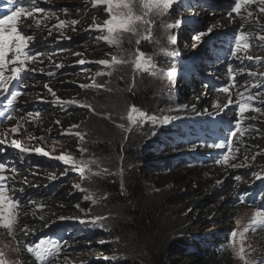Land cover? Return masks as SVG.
<instances>
[{
    "label": "trees",
    "instance_id": "obj_1",
    "mask_svg": "<svg viewBox=\"0 0 264 264\" xmlns=\"http://www.w3.org/2000/svg\"><path fill=\"white\" fill-rule=\"evenodd\" d=\"M172 5L176 6L174 3ZM171 8L176 12L173 6L169 9ZM215 17L211 19L212 22L216 21ZM108 19L110 15L98 5L82 9L74 4L72 8L53 7L41 23L40 34L46 40L44 44H48L49 47L43 51V59L30 67L34 80L38 82L36 84L49 83L52 89L62 95L74 93V100L89 105V110L73 106L70 110L64 111L63 104L41 105L28 101L21 104L20 108L26 112L40 113L38 118H32L36 131L52 117L62 120L65 125L67 122L75 121L78 125L77 130L85 139V156L90 160L106 163L112 171L107 178L99 179L94 188L90 184H85L93 192L90 195L99 194L98 203L87 207L86 210L94 216L105 217L101 223L102 227L90 229V234L79 233L74 239L69 236L70 233L63 243L61 238L51 239L60 243L58 246L61 250L54 259L50 260L49 257L45 264H67L75 254H81V257L91 260L93 264H236L231 250L234 242L230 243V233L234 230L238 233L236 224L238 211L245 207L251 208L252 205L262 210L264 201L254 203L256 199L247 197L242 199L243 193L236 190L239 186L245 187L243 180L234 181L233 194L230 193L229 186L226 196H223L226 190H221L224 185H220L219 189V184L212 188L215 183H207L214 168L211 162L212 152L201 146L203 141L198 139L197 132L191 130V124L198 114L197 106L192 102L180 103L179 106L182 108L176 113L174 122L170 126H165L160 134L154 133L149 119L154 117L159 120L166 115L167 105H170L168 94H172L175 89L168 87L167 80L156 78L143 69H136L133 53L137 50L142 51L145 57L153 55L157 67L170 72L181 71L189 59L187 58L184 63L176 58L173 61H166L160 53L165 48V51L170 52V47L169 43L162 39L155 43L141 40L137 46L124 38L118 46L107 44L101 49L91 48L94 42L93 36H89V33L86 34V39L81 38L78 43L70 41L55 44L49 41L62 36L73 38L76 33L74 31L78 30L79 25L86 27L104 25ZM178 19L180 20V17ZM73 21L76 23L73 24ZM61 23L64 24L62 28L58 27ZM174 30L175 27H172V31ZM260 31L264 35V29ZM157 37L158 33L153 31L151 39ZM162 45L164 47L161 49ZM115 48L121 56L118 59L127 60V63L106 68L100 62H93L84 64L85 67H82L84 72L77 71L81 65L65 71L59 69V64L67 66L70 62L76 63L78 58H74V55L81 57L83 54L81 51L85 52L86 58L91 60L104 58L112 64V59L105 57V54ZM250 50L253 57L259 58L258 67L264 69V42L254 40ZM45 71L53 75L46 76ZM66 72L70 73L65 75ZM85 72L87 75H84V81L88 84L84 87L63 84L67 77ZM74 73L76 74L72 75ZM56 83H61L62 87L56 88ZM259 84L260 86L255 88L258 98L254 105V109H260L259 114L252 115L248 123L240 128L247 131H240L238 135L244 147H251L250 153L246 155L247 159L264 165V80ZM207 87L201 85L204 92ZM209 88L206 94L210 93ZM133 108L136 109L135 112L132 111ZM22 114L19 113L17 118L6 124H13L11 128L17 129V134L10 139H16L20 144L26 143L21 138V131L30 124L26 118H19ZM131 114L136 118L132 125L129 120ZM65 115H68L67 119L63 118ZM161 121L165 123L163 119ZM115 123H120L127 129L118 131ZM33 127H27L26 131ZM140 127L144 130L137 131ZM46 129L44 132L46 136L49 134L50 137H56L60 133L56 127H48V133ZM6 132L11 133L12 130ZM236 147L237 145L235 149ZM241 153V150L233 151L226 165H229V168L233 167L231 164L237 161L236 156L244 157ZM119 166L124 168V173L120 171ZM195 167L205 168V172H194ZM49 168L51 167L47 165H36L34 170L50 172ZM244 170L245 168H240L235 172L241 173ZM72 180L56 192H53L54 188L49 190L47 187L33 191L18 184L20 187L15 189L17 194L15 201H19V204L14 212L21 209L27 198L26 204L37 203L39 206L49 207L48 213L45 211L47 219L53 212H59L61 209L67 211V207H56L55 203H48L47 200L55 202L59 199L62 202H70L71 199L66 197L67 194L63 195V191L70 189ZM58 182L61 183V180ZM215 211L218 213L213 216ZM24 214L27 218V213ZM53 216L61 217L59 214ZM20 221L16 217L15 223ZM31 229L27 235L24 233L20 236L13 235V239L19 243L18 249L25 257L26 263L41 264L27 251V247L36 246V242L29 241L37 233L42 241L49 236L43 235L44 229L41 227ZM0 230L8 231L2 227ZM254 232L257 234L254 238L264 245V223L258 224ZM24 237L27 238L25 245L20 241ZM251 238L252 236L247 234L244 240L250 242ZM236 240L237 236L235 242ZM261 263L264 264L263 259L256 264Z\"/></svg>",
    "mask_w": 264,
    "mask_h": 264
},
{
    "label": "rangeland",
    "instance_id": "obj_2",
    "mask_svg": "<svg viewBox=\"0 0 264 264\" xmlns=\"http://www.w3.org/2000/svg\"><path fill=\"white\" fill-rule=\"evenodd\" d=\"M66 1V2H65ZM180 2L181 0H177ZM66 3L68 5H74L77 4V7H81L82 9H87L90 5L95 4V0H55L51 4H45L43 7L44 8H49V6H54L59 3ZM175 8V11L173 9H168L164 12H156L153 11L149 13L148 18L152 21L151 24V33L153 31H156L158 33V37L150 40H146V42H152L155 43V41H158L159 39H162L169 43L170 47V52L165 51V49H162L164 45H162L160 48L161 53L160 56L164 58L166 61H173L175 58L177 60H181L183 63L186 62V59L189 58L190 56H194L193 53L199 54V53H206V51L209 49V45L207 44L209 41V36L206 34L201 36L199 40H195L194 43L191 42V36L189 32L187 31L186 28H184V33L182 31V17H180V20L178 17L180 14L178 13L176 6L172 5ZM181 6V4H180ZM100 9H103L106 14L107 13V8L105 5H98ZM49 11V10H48ZM213 13L211 10H202L200 15H205L201 19L204 22L206 19L213 18ZM218 13V12H215ZM191 16V15H189ZM220 16H216L215 20L218 21ZM32 22H36L40 20V17L38 15H32L31 19ZM178 22V23H177ZM17 23V22H16ZM176 25L175 30L172 31V27H169V25ZM221 24H224V21H221ZM103 26V25H100ZM10 27V26H9ZM39 31V27L35 26L33 24H29L25 26V31L24 34L26 35H31L32 33H36ZM74 31V30H73ZM182 31V32H181ZM76 32L75 35H82V38L86 39V34L89 32V36H93V45L91 48L94 47H99L98 49L103 48V46H106L107 43L99 39L101 36V33L95 31L94 27H86L83 25L78 26V31ZM205 32V31H202ZM81 33V34H79ZM106 35V33H104ZM196 34V33H195ZM176 37V42L173 44L170 42L169 37ZM37 36H34L35 44L42 43L36 40ZM63 40H66L69 36H62ZM42 39V38H41ZM135 39V38H134ZM91 38L88 40L90 42ZM143 40V39H141ZM124 41V38L122 39L121 43ZM52 43V42H50ZM78 43V42H77ZM76 43V44H77ZM46 46H42L41 49H43ZM81 57H78L77 54L74 55V58H78L76 63H71L69 65H63L67 70L72 67H79L77 69L78 72H84L85 70L82 67H85V65L93 63V62H102V61H107L104 58L99 59V60H91L90 58H86V54L84 51ZM138 54V51H135ZM175 52L177 56H175ZM208 53H206L207 55ZM108 59H113V57H116L117 59L120 58L121 56L118 54L117 48L111 49L106 52L105 54ZM12 56V55H10ZM192 56V57H193ZM192 57L190 59H192ZM146 59H151L152 64L148 68V72L151 75H154V77L162 79V80H167L168 81V87L173 90V93H169L168 97L170 98V105H167V112L164 117H170L171 119L167 124L163 123L161 120L164 118H160L159 120H156V123L154 124L152 122V118L149 119L151 123V127L154 130L155 134H160L161 130L165 126H170L174 120L176 113L182 108L179 106L180 103L183 104H189L193 102L195 106H198L201 101L197 100V94H193L192 97L189 92H184L182 84L184 83L182 81L183 75L179 70H172L171 72H175V76L169 78L168 73L170 71H167L165 68L159 69L157 67L156 61L154 59V56H149L145 57ZM84 60V64H80L79 61ZM83 65V66H82ZM27 67V64H26ZM55 68H58V66H55ZM29 69V68H28ZM70 72H66L65 75L69 74ZM104 71L101 72L103 74ZM76 73L72 74L75 75ZM209 74L211 75L210 78L214 76V71H210ZM23 75V74H22ZM84 75H87L85 73H81L80 75H75V76H70L67 77L65 82L63 84H70L76 87H80L81 85L85 86L88 83L84 81ZM76 77V78H75ZM188 78V77H187ZM33 81V83H32ZM26 83H32L30 86L29 85H24V87L21 89V91H16L20 92L21 94L17 97L14 103L19 102L18 106L23 104L24 102L28 101L31 103L37 102L39 104H51L55 103L58 105L63 104V110H70L73 106L78 107V109H88L89 110V105L83 104V103H77L74 98L75 94H60L59 92L55 91L54 89L51 88L49 83H43L42 85L36 84V82L33 79H28L26 80ZM25 84V83H23ZM11 86L13 87H19L21 86L19 83H16L15 81L12 82ZM62 85L61 83H56V88H61ZM29 90L26 95H24V92L22 90ZM48 89H51V92L48 91ZM15 92V93H16ZM171 92V90H170ZM13 91H8L7 93L0 92V96H4V101H8L11 99L12 95L15 94ZM52 93H55L53 95ZM178 96V98H177ZM168 97L166 98V101L168 103ZM64 102H72L71 104H67ZM61 109V107H60ZM18 111V108L16 110V113ZM31 113V112H30ZM91 113V112H90ZM26 114H22L19 118L24 119ZM68 115L63 116V118L67 119ZM132 116V114H131ZM32 117L38 118L35 116L34 113L32 115H29V117L26 119L29 125L25 126V128L21 131V138L26 141V143L21 144L22 147L28 150V152L31 155L36 156L38 159L46 158V160L51 161V168L50 172H41L40 170L35 169L34 167L29 168H24L22 171L21 175L18 177V175H15L14 173L10 172L9 170L6 169L5 172L2 173V175L9 177V174H11L14 178V182L12 184H9L8 179L5 181V183L8 185V188L6 190V196L8 199L9 203H12V198H11V189L12 188H17L18 184L23 185L24 188H30V189H42L43 187H47L49 190L53 189V192L57 191L60 187H62L65 183L73 179L70 183V189L67 188V190L63 191V195L67 194L66 197L70 198V202H62L59 199L57 201H51L47 200L48 203L53 202L55 203L56 207L59 206H64L68 208L67 211H62V209L59 212H53L50 215V218L47 219L45 218V211L48 213L49 207L47 205H42L43 207H39L37 203H27L28 198L25 200V203L19 209L15 214L17 217V220H21L20 222L14 223L13 226V231L12 234H9V231L6 232H1L0 230V251H3L5 254V259L8 262V264H28L26 263L25 257L20 253L19 251V243L14 242L13 235L20 236L22 233H24L25 226H27L28 233L32 231L31 227L36 229L38 227L43 228L46 232L48 233H53L54 230H59L57 231V235L60 233L68 232L70 234L69 236H72L73 239L79 234V233H87L90 234L89 230L90 229H97L101 226V223L103 221V218L105 217H99V216H94L90 214L86 210L87 207L91 205H96L99 201V194H93L92 190L85 184H90L93 188L96 185V182L99 179H105L107 178L111 173V169L106 163L103 162H98L95 161V163H90L89 168L91 171L86 168L83 173L79 171V169H74L72 167V162H76L79 164L81 161L84 162H89L93 161L88 159L85 154H84V148H85V143H84V137L83 139L80 138L78 135L74 134H64V133H79L77 130V123L74 121L72 122H67L66 125L63 123V121H59V119L52 117L50 120H46L45 123H43L38 130H35V127H33L34 123L32 122L33 119ZM133 117V116H132ZM69 118V117H68ZM136 121V118L133 117ZM59 122V123H57ZM134 124L130 120V125ZM11 125V124H9ZM60 126V127H59ZM63 126V127H62ZM116 129L118 131H123L126 128V126L121 125L120 123H115ZM122 126V127H121ZM27 127H33L32 129H29L26 131ZM48 127H56L58 130H60V133L57 134L56 137H50L49 134L46 136L45 135V129ZM46 129V132L48 133ZM12 130V128L8 129ZM144 130L143 128H138L137 131ZM5 138L7 139V142L9 145H11L10 138L14 135L17 134V132L9 133L6 132ZM82 135V134H81ZM83 136V135H82ZM13 141L18 140L14 139ZM50 141V143H49ZM37 149L43 150L44 152L48 153V156H42L37 153ZM83 149V151H81ZM243 152L248 153L250 152L247 147H244ZM66 156L69 158V163L65 164L64 162L60 161L58 157L60 156ZM237 161L231 164V168H229V165L225 164H219L217 165L218 171L212 169L210 175L212 177L208 178L207 183L213 184L211 187L213 188L215 185L219 184V189L220 185H224V187L221 190H226V192L223 194V196H226L225 194L228 193V187L231 186L229 189L230 193H232L233 188L235 187L234 181H236V177H240L238 181H245V184L248 186H251L252 183L257 181L258 183L264 181V165L257 163V161H251L249 159H245V157L241 156H236ZM244 159V160H243ZM53 168V169H52ZM240 168H245V170L241 173L235 172L236 170ZM102 169H107L109 174H101L99 176L93 175V173L101 171ZM119 169L122 173H124V168L122 166H119ZM194 172H200L204 173L205 168L201 167H195ZM219 174V176H217ZM257 175H259L260 179H257ZM216 176V178H214ZM19 180H18V178ZM33 180V181H30ZM61 180V183L58 181ZM88 181V182H87ZM21 183V184H20ZM207 183L205 186L207 187ZM75 185H80L79 188H76ZM86 187V188H85ZM77 193V194H76ZM263 193V192H262ZM261 193V194H262ZM59 194V193H58ZM76 196L74 197V195ZM233 194V193H232ZM85 195V196H84ZM91 197L90 200H85L84 197ZM81 197L82 200L79 202H76L79 200ZM95 201V203H93ZM79 206V207H77ZM5 209L3 207H0V212H4ZM257 209H253L252 207H245L241 208L238 211V217L236 218V224L238 227V233H237V238L236 242H234L231 246V250L233 253V256L236 259V264H244L243 261L239 259V257L235 254V250H238L240 247V233L244 232L246 228H249L250 230L245 233V236L247 234L251 235V241H245L244 240V247L245 251L247 253L246 259L251 262V264H256L257 261L256 259H263L264 260V245L260 244L258 240H256V233L254 232V229L250 227L252 218L255 214ZM27 213V218L25 217V214ZM218 211H215L213 213V216H216ZM24 214V216H22ZM59 214L61 217H54L53 215ZM212 216V217H213ZM60 220V221H58ZM47 225V226H46ZM212 229V228H211ZM35 237H40L39 234L37 233ZM68 236L62 235V241H64ZM245 238V237H244ZM27 238L24 237L20 239V241H23V245H25ZM85 240V239H82ZM33 238L29 241L32 242ZM72 241V240H70ZM34 245V244H33ZM50 247L49 245H47ZM67 264H93L91 260L86 259L84 257H81V254H75L73 256L72 260H69ZM262 264V263H261Z\"/></svg>",
    "mask_w": 264,
    "mask_h": 264
},
{
    "label": "snow or ice",
    "instance_id": "obj_3",
    "mask_svg": "<svg viewBox=\"0 0 264 264\" xmlns=\"http://www.w3.org/2000/svg\"><path fill=\"white\" fill-rule=\"evenodd\" d=\"M13 4L16 3V0H10ZM23 2L28 3V0H23ZM174 0H95L96 5H105L107 8V13L110 15V19H108L103 26L94 25L95 31L101 33L99 39L104 40L108 45H120L123 38H127L130 43L135 45H139L141 43V39L150 40L151 39V24L152 21L148 18L149 13L156 12H164L168 10ZM256 2V0H235V2L229 5V10L234 11L236 13H240L242 7L244 5H248ZM261 4H264V0H259ZM36 4V0H30L28 4L29 7L33 8V11H43V9H38L34 7ZM26 9L24 7L14 8L11 11L10 15H5L4 19H0V92L7 93L9 91V85L12 84L13 81L23 85L24 80L33 74V70L26 68V64L30 61L35 60L39 55H43L42 53H30L27 51L29 46V41L33 39L32 36H25L21 34L20 31L17 30L16 21L17 18L24 14ZM261 12H264V7L260 8ZM31 15V13H28ZM251 15V14H249ZM76 23L75 21L72 22ZM178 23V22H177ZM39 25V21H37V26ZM10 26V27H9ZM64 24L61 23L58 27H63ZM176 25H169V27H175ZM238 35L235 37L234 49L231 52V55L235 56L237 51H240L244 47L249 46L248 36H251L252 33H248L246 36L240 29H237ZM106 33V35L104 34ZM205 34H210V30L207 32H200L194 35L195 40H199L201 36ZM133 38H135L133 40ZM257 39L260 42H264V35L258 36ZM171 43L176 42V37H169ZM9 53L12 54L13 58L9 60L7 57ZM135 56L133 63L136 69H143L144 71H148V68L151 66V59H146L145 54L142 51L137 53H133ZM251 59V57H249ZM80 64H84V60L79 61ZM104 67L111 68L113 65H119L123 63H127V60L117 59L113 57L112 64H109L107 61L100 62ZM11 64L14 65L11 67V75L5 76V69L7 66ZM23 74V75H22ZM100 73H98L99 75ZM110 74V73H109ZM49 76L53 75V73L49 72ZM227 75L230 78V83L234 81L235 73H233L231 65L227 66ZM250 76H255L256 73H249ZM169 78L175 76V72L168 73ZM253 87H258V85H252ZM80 87H84L81 85ZM223 92L227 93L229 91L228 86H224L221 89ZM51 92V89H48ZM20 92H16L12 95L11 99L7 101L8 105H12L13 101L17 99L20 95ZM55 95V93H52ZM253 98L252 93H241L240 100L238 104V113L243 115L248 110L260 111L259 108L253 109L251 104L249 103ZM67 104H71L72 102H64ZM232 104V101L229 100V105ZM219 108V105H216ZM133 112L136 111L135 108L132 109ZM28 115H32V113H28ZM143 116V114H141ZM8 119H11V115L9 114ZM170 117H164L163 120L165 123L169 122ZM239 119V117H238ZM129 120L135 123V119L130 115ZM152 122L156 123V118H152ZM59 123V122H57ZM78 127V126H77ZM122 127V126H121ZM17 131L16 128L12 129V132L15 133ZM237 131H247V129L241 130L239 128V124L233 126V129L228 134L229 136H235ZM64 134H74L80 136L83 139V136L80 133H64ZM4 142L0 141V146H3ZM11 147L17 149L19 153L23 154L27 149L21 146V144L17 141H12ZM214 147L224 149L225 144H216ZM39 155L48 156L47 152L43 150H36ZM83 151V149H81ZM231 155V150L227 155H222L221 162H227L229 156ZM58 159L65 164L69 163V158L66 156H60ZM247 159V157H245ZM255 159V156H253ZM90 163H95V161L84 162L81 161L79 164L76 162H72V167L74 169H79L81 173L84 172L86 168L89 171L91 169L88 167ZM7 169V165L3 162H0V207L5 209L4 212H0V227L7 229L9 234H12L13 226L16 220V214L13 211L19 204V201H15L12 203L8 202L6 196V190L8 185L5 181L8 177L2 175ZM14 171V170H13ZM101 174H109L107 169H102L101 171L93 173V175H101ZM237 180L240 177H236ZM257 179H260L259 175H257ZM76 188H79L80 185H75ZM23 191V189H21ZM85 200H90L91 197H84ZM95 203V201H93ZM39 207H43L42 205ZM79 207V206H77ZM264 223V210H257L252 218L251 225H258ZM250 229L246 228L244 232L240 233V247L238 250H235V254L239 257L244 264H251L249 260L246 259V251L244 247V237L245 233H247ZM24 234H28L27 226L23 230ZM237 236V232L234 230L230 233V243L235 242ZM59 246L48 247L45 241H41L34 248L27 247V251L35 256V258L41 262V264H45L49 257L58 255L60 252ZM0 264H8L5 259V254L3 251H0Z\"/></svg>",
    "mask_w": 264,
    "mask_h": 264
},
{
    "label": "clouds",
    "instance_id": "obj_4",
    "mask_svg": "<svg viewBox=\"0 0 264 264\" xmlns=\"http://www.w3.org/2000/svg\"><path fill=\"white\" fill-rule=\"evenodd\" d=\"M56 6H58L59 7V9H64V8H67V6L69 7L70 6V8H72V5H68V4H66L65 2L64 3H59V4H57V5H54V6H51V8H53V7H56ZM223 9V8H222ZM218 13H220V11L218 12ZM221 13H222V11H221ZM189 17V16H188ZM187 17V18H188ZM203 17V16H202ZM40 20H42L41 18H40ZM207 20V19H206ZM208 21V20H207ZM209 21H211V19H209ZM28 22H30V23H32V24H34V25H37V23L36 22H32V21H28ZM42 23V22H41ZM213 23V22H212ZM206 27H208V26H205V27H203V28H198V29H204V28H206ZM182 28L184 29V28H186L187 29V27L186 26H184V24H182ZM182 29V30H183ZM215 28H213V29H210V30H214ZM188 30V29H187ZM206 30V29H205ZM200 31V30H199ZM204 31V30H203ZM34 34L35 33H32L31 35H26V36H32L33 37V39L31 40V41H29V48H32L34 45H35V40H34ZM193 34H195L194 32H193ZM35 36H37V35H35ZM190 36H191V34H190ZM42 37L41 36H37L36 37V40H38L39 42H46V40H44L43 38L41 39ZM193 69H192V71H194V68H196V66L198 67L199 66V63L198 62H196V60H194L193 61ZM212 71H214V68H212L211 69ZM188 72H191V69H189V71ZM219 72V71H218ZM189 75V74H188ZM221 80V77H220V74H218V76L216 77V82L217 83H219V81ZM184 82V81H183ZM224 81L222 80L221 81V83H223ZM201 84H200V79H198V82H197V84L195 85V87H193L190 91H189V93L193 96V94H197V100L198 101H201V103L197 106L198 107V109L200 110V111H204L205 109H207V108H210V103L214 100V97H215V93L213 92V90H212V88L209 90L210 91V93H208V94H206V91L208 90H205V92H204V90H202L201 89V86H200ZM221 85V84H220ZM200 92H203L204 94H205V96H201L199 93ZM202 93V94H203ZM205 97V98H204ZM229 99L231 100L232 99V101H233V103H232V105H231V112L234 110V108L237 106V104H236V99H235V97H233L232 95H229ZM208 100V101H207ZM35 103H37V102H34L33 104H35ZM193 103V102H192ZM219 103L220 104H226L227 103V99L225 100H222V102L221 101H219ZM39 104V103H38ZM42 105V104H41ZM43 105H44V103H43ZM213 106V105H212ZM20 107V106H19ZM20 110L21 111H24V110H22L21 108H20ZM24 113H28V112H26V111H24ZM34 114H36V113H34ZM220 114H222V116L219 118L221 121H223L224 122V124L225 125H229V126H231L232 127V125H233V122H235L234 120H233V118H231V116H229V113L227 112H222V111H218V115H220ZM231 118V119H230ZM234 118H236V117H234ZM243 126V125H242ZM239 133H237L236 135H235V137H234V144H232V146L230 145V142H228V140H227V138H228V134H224L222 137L224 138V139H226V142H225V147H227V148H225L224 150H221L220 152H221V154L222 155H226V152H227V150H231L232 149V147H234L235 148V145H237V147H239V142H240V140H241V138H240V136L238 135ZM237 138V139H236ZM9 143H11V141L9 142ZM24 144V143H23ZM11 146V145H10ZM236 147V148H237ZM12 152L15 154V155H17L19 152H18V150H12ZM15 165H19V163L18 162H16V164ZM24 168H28V166L27 167H24ZM24 168H20L21 169V173H22V171L24 170Z\"/></svg>",
    "mask_w": 264,
    "mask_h": 264
},
{
    "label": "bare ground",
    "instance_id": "obj_5",
    "mask_svg": "<svg viewBox=\"0 0 264 264\" xmlns=\"http://www.w3.org/2000/svg\"><path fill=\"white\" fill-rule=\"evenodd\" d=\"M212 1L213 0H211V2ZM220 1L222 2L223 0H220ZM22 3H23V0H16V3L15 4H13L12 2H10V5L14 9L18 4H22ZM229 3H230V0H228L225 4H222L221 5V7H223V9H222V15H223L222 16V20L224 21L225 30L227 31V34L224 36V38L222 40L221 46L223 45V47H224V45L227 44V42L229 41L230 36L232 35V33L234 31V16H235V12L234 11H229V6H228ZM187 19H188V21L190 23H192V25L190 24L191 25L190 28L193 27V24L194 25H198V23H200L202 21L201 17L198 16L197 12H193L191 14V16H189ZM23 23L24 22H23L22 19H19L18 22L16 23L17 30L18 31H21L22 30V28L24 26ZM182 31L184 33V29ZM193 39H194V34L191 35V42L193 41ZM219 52H220V50L217 51V53L214 56V59L217 57V55H218ZM59 69H61V67H59ZM218 69H219V65H215V67H214V78L215 79H216V77L219 74ZM197 82H198L197 76H191V77L187 78V80H185L184 83L182 84L184 92H186V91L189 92L193 87H195V85L197 84ZM17 89H18V87L14 89L13 93H15ZM6 112H8V109H6L4 111V114ZM47 161H49V162H46V163L50 164L49 167H51L52 166L51 165V161L49 159ZM8 162H17V160L12 159L10 161L4 162V164H7ZM14 210L15 209H13V211ZM53 238H55V237H53ZM54 243H55V241H54ZM54 243H52L51 247L55 246ZM55 257H56V255L55 256H52L50 258V260L54 259ZM255 261H259V259H256Z\"/></svg>",
    "mask_w": 264,
    "mask_h": 264
},
{
    "label": "water",
    "instance_id": "obj_6",
    "mask_svg": "<svg viewBox=\"0 0 264 264\" xmlns=\"http://www.w3.org/2000/svg\"><path fill=\"white\" fill-rule=\"evenodd\" d=\"M66 2V1H65Z\"/></svg>",
    "mask_w": 264,
    "mask_h": 264
}]
</instances>
